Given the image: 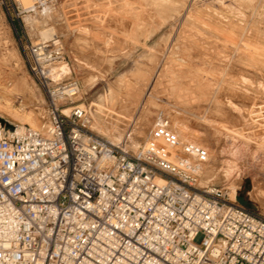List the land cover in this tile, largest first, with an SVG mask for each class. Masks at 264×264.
<instances>
[{
  "label": "built area",
  "instance_id": "2783aa9c",
  "mask_svg": "<svg viewBox=\"0 0 264 264\" xmlns=\"http://www.w3.org/2000/svg\"><path fill=\"white\" fill-rule=\"evenodd\" d=\"M56 2L0 0L47 98L44 126L0 124V264H264V215L203 179L167 115L132 151L90 129L60 35L37 30Z\"/></svg>",
  "mask_w": 264,
  "mask_h": 264
},
{
  "label": "rangeland",
  "instance_id": "374dc122",
  "mask_svg": "<svg viewBox=\"0 0 264 264\" xmlns=\"http://www.w3.org/2000/svg\"><path fill=\"white\" fill-rule=\"evenodd\" d=\"M46 22L37 30L60 35L93 132L132 151L161 111L207 150L203 179L264 215V0H57ZM0 98L14 125L25 113L45 125L46 95L1 3Z\"/></svg>",
  "mask_w": 264,
  "mask_h": 264
},
{
  "label": "bare ground",
  "instance_id": "6f19581e",
  "mask_svg": "<svg viewBox=\"0 0 264 264\" xmlns=\"http://www.w3.org/2000/svg\"><path fill=\"white\" fill-rule=\"evenodd\" d=\"M22 1V3L24 4V5H28L29 3H30V1L31 0H21ZM160 1V0H159ZM163 1V0H162ZM151 2V1H150ZM178 2V1H177ZM161 3V2H160ZM176 4V3H175ZM178 4V3H177ZM159 5V4H158ZM168 5H170V4H168ZM182 5V4H181ZM160 6V5H159ZM174 7V6H173ZM158 8V7H157ZM159 8H161V7H159ZM158 8V9H159ZM156 11H158V10H156ZM166 14V13H165ZM160 15V14H159ZM190 17V16H189ZM222 19V18H221ZM227 22V21H226ZM139 23V22H138ZM204 23H206V22H204ZM245 25V24H244ZM150 29V28H149ZM52 28L51 27H48V28H44L43 30H41L40 31V35L41 36H43V37H47V36H49L51 33H53L52 32ZM223 32V31H222ZM242 32V31H241ZM141 36V35H140ZM243 37V36H242ZM214 39H216V38H214ZM262 41V40H261ZM194 42V41H193ZM221 42V41H220ZM196 45V44H195ZM257 45H259V44H257ZM239 46V45H238ZM242 46V45H241ZM259 51V50H258ZM264 52V51H263ZM242 53V52H241ZM150 57V56H149ZM260 57V56H259ZM264 57V56H263ZM262 57V58H263ZM157 58H159V57H157ZM257 58V57H256ZM261 58V57H260ZM262 60V59H261ZM178 62V61H177ZM234 63V62H233ZM253 64V63H252ZM174 66V65H173ZM256 67V66H255ZM263 67V66H262ZM133 74V73H132ZM262 74V73H261ZM123 76V75H122ZM121 78V77H120ZM205 78V77H204ZM203 78V79H204ZM221 81H222V79H221ZM130 84V83H129ZM128 88H129V86H128ZM127 91H130V90H127ZM126 91V92H127ZM166 93V92H165ZM114 97V96H113ZM3 100V101H2ZM9 100V99H8ZM8 100H6L5 98L4 99H1L0 98V110H2V111H4V112H7V113H9V114H12V115H15V116H18V114H17V111H15L12 107H11V104H10V101H8ZM214 102V101H213ZM207 103V102H206ZM197 104H200V103H197ZM154 107H156L155 105H154ZM161 108V107H160ZM64 112H68V110H63ZM179 114V113H178ZM20 117V119H22V123L23 124H27L28 126H30V127H35V128H39L41 125H39V124H36V122H35V120L37 121V119H36V115L35 116H31L30 114H21V115H19ZM174 117V116H173ZM179 118V117H178ZM176 119V118H175ZM38 123V122H37ZM36 125H37V127H36ZM181 129V128H180ZM192 132V131H191ZM232 191H233V193H234V190L232 189ZM233 193H231V197H233Z\"/></svg>",
  "mask_w": 264,
  "mask_h": 264
},
{
  "label": "water",
  "instance_id": "95a60500",
  "mask_svg": "<svg viewBox=\"0 0 264 264\" xmlns=\"http://www.w3.org/2000/svg\"><path fill=\"white\" fill-rule=\"evenodd\" d=\"M0 124L1 125H5V126H8V127H13L14 124L10 121H8L7 119L3 118L0 116Z\"/></svg>",
  "mask_w": 264,
  "mask_h": 264
}]
</instances>
